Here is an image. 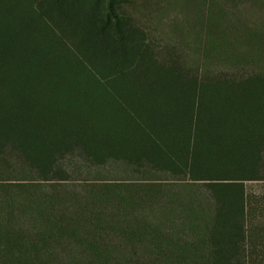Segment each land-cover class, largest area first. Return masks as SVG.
<instances>
[{"label": "rangeland", "instance_id": "1", "mask_svg": "<svg viewBox=\"0 0 264 264\" xmlns=\"http://www.w3.org/2000/svg\"><path fill=\"white\" fill-rule=\"evenodd\" d=\"M64 1L71 21L87 17L88 28L106 37L119 18L130 39L145 45L133 101L145 115L143 127L169 143L199 104L198 123L211 125L206 144L236 155L234 165L214 164L213 171L264 178V0ZM225 95L240 116L232 115ZM134 134L142 137L139 128ZM2 151L0 264H212L216 219L236 213L220 210L218 201L241 196L233 183L222 181L212 192L207 182L148 160L95 164L77 156L65 166L68 180L44 181ZM240 185L253 208L250 226L264 225V181ZM252 245L257 254L250 263L264 264L262 232Z\"/></svg>", "mask_w": 264, "mask_h": 264}, {"label": "trees", "instance_id": "2", "mask_svg": "<svg viewBox=\"0 0 264 264\" xmlns=\"http://www.w3.org/2000/svg\"><path fill=\"white\" fill-rule=\"evenodd\" d=\"M66 6L64 0H0V154L7 148L44 181L68 180L67 161L81 156L95 164L148 160L160 168L168 163L169 173L207 182L212 192L222 181L233 183L241 196L218 201L220 210L236 213L217 217L211 261L251 264L257 254L252 239L264 234V225L250 226L253 208L240 182L264 178L213 171L219 163L234 165L236 155L218 143L206 144L211 125L198 123L199 104L192 106L180 138L170 137L169 143L143 127L144 114L133 101L145 70V45L130 39L119 18L115 31L103 37L98 28H88L87 17H66ZM225 102L232 115H241L231 96L225 95ZM218 117L223 122L225 113Z\"/></svg>", "mask_w": 264, "mask_h": 264}]
</instances>
